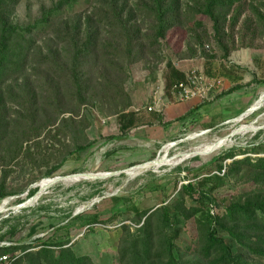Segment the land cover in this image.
I'll return each instance as SVG.
<instances>
[{
    "label": "trees",
    "instance_id": "16d2710c",
    "mask_svg": "<svg viewBox=\"0 0 264 264\" xmlns=\"http://www.w3.org/2000/svg\"><path fill=\"white\" fill-rule=\"evenodd\" d=\"M20 1L0 0V162L7 168L25 144L43 134L71 139L73 148L66 154L62 151L56 156L50 151L58 162L45 177H53L68 154L77 157L89 145L82 143L87 140L86 126L80 120L84 117L79 114L83 105L107 106L106 113L117 116L122 133L138 124L135 112L129 109L132 101L124 87L126 68L146 58L149 48L159 47L171 29L191 28L205 55L209 51L204 42L211 39L223 58L240 48L255 47L257 40L264 47V0H133L132 6V0H56L26 26H19L12 19ZM203 17L211 21L212 33ZM147 19L150 25L144 33L145 44L141 22ZM102 26L108 28L106 36H102ZM47 36L46 40L55 45L49 43L42 50L37 43ZM115 57L124 58L120 66ZM33 60L46 69L41 74L42 84L49 94L47 103L57 114L42 122L37 94L30 91L26 77ZM166 68L168 90L186 73L169 60ZM234 69L235 66L226 69L223 74L235 81L233 88L240 89L242 75ZM206 73L213 76L209 69ZM7 104L15 107V117L8 114ZM65 113L69 115L62 116ZM261 154L262 142L240 149L232 147L197 169L194 179L180 186V196L155 209H141L125 197H113L116 204L126 205L120 213L129 214L125 220L130 221L119 225L120 264H249L247 256L264 259V197L254 194L245 199L219 201L212 194L224 186L227 176L243 169L251 170L264 185ZM225 159L231 161L228 167L223 165ZM213 169L217 172L211 173ZM9 172L5 170L2 175L0 200L15 194L6 187ZM37 191L38 187L31 188L28 196ZM191 218H195L199 230L195 244L181 240L184 222ZM98 223L105 221L95 214L88 225ZM59 230H69V226L63 225ZM17 234L15 225L0 233V264L4 257L12 264L21 260L30 264H94L89 255L74 251L68 234L35 237L25 244L17 239Z\"/></svg>",
    "mask_w": 264,
    "mask_h": 264
},
{
    "label": "rangeland",
    "instance_id": "374dc122",
    "mask_svg": "<svg viewBox=\"0 0 264 264\" xmlns=\"http://www.w3.org/2000/svg\"><path fill=\"white\" fill-rule=\"evenodd\" d=\"M54 1L21 0L12 17L13 22L19 26L33 24L42 10L51 7ZM132 5L133 0L129 3V6ZM202 21L212 33L211 21L205 17ZM141 23L144 34L150 23L148 19ZM107 30L105 26L101 27L102 36L107 35ZM196 36L197 33L188 27L171 29L160 40L159 47L149 48L146 58L126 68L124 87L132 101L129 109L142 108L149 103L153 88L160 87L166 93V62L169 60L186 74L197 69L208 79L213 78L214 83L206 96L197 102L201 107H210L209 113L197 111L163 122L165 124L153 125L150 115L136 112L138 124L122 133L117 116L106 113L107 106L83 105L79 108V114L84 117L80 120L83 119L86 126L84 133L87 140L82 143L89 145L77 157L68 154L53 177L81 172L115 174L102 179L67 182L72 176L54 182L52 177H45V173L58 162L51 157L50 151L56 152V156L62 151L66 154L73 148V142L64 136L55 139L43 134L34 139L36 141L25 144L20 155L7 168L0 162V183L5 170H10L6 187L9 191H15V194L0 200V233L15 225L18 228L17 239L24 244L35 237L56 238L68 234L74 242V251L89 255L94 264H120L119 225L130 221L125 220L129 214L120 213L125 211L126 205L123 202L116 204L113 197H125L128 203H137L141 209H155L174 196H180V186L194 179L193 173L213 158L222 156L232 147L240 149L252 143H264L263 42L257 40L255 47L240 48L223 58L213 39L204 42L209 51L205 55ZM48 37L41 38L37 43L42 50L49 43L55 45L46 40ZM144 37L145 34L143 40ZM144 42L147 44L146 40ZM192 52H196V55L192 56ZM116 59L114 61L118 66L124 61V58ZM38 65L37 60L30 61L26 77L30 91L37 94L42 122L57 114L53 107H49L46 100L49 94L42 84L41 74L46 69ZM233 66L242 75L240 89L233 88L234 84L223 74L224 70ZM208 69L213 76L207 75ZM7 112L12 117L16 116V109L11 104H7ZM68 115L65 113L62 116ZM208 122L212 126L207 128L205 124ZM141 124L146 126H139ZM13 126H16L15 123ZM236 129L239 131L232 134ZM215 141L224 143L217 144ZM28 147L30 151L26 152ZM148 163L152 164L148 171L137 172L140 166ZM230 163L228 159L223 161L226 167ZM211 171L217 172L214 169ZM226 178L224 186L212 192L217 200L234 201L254 194L264 197V185L255 179L251 170L243 169L237 175ZM35 187L40 190L28 196L29 190ZM19 198L22 202L29 200L30 205L17 209L16 206L22 203L16 202ZM95 214L105 224L88 225ZM63 225L69 226V230L60 231ZM184 225L181 240L195 244L199 236L195 218L185 221ZM246 258L249 264H264V259L254 256ZM2 264L12 262L4 259ZM18 264L30 263L21 260Z\"/></svg>",
    "mask_w": 264,
    "mask_h": 264
},
{
    "label": "built area",
    "instance_id": "2783aa9c",
    "mask_svg": "<svg viewBox=\"0 0 264 264\" xmlns=\"http://www.w3.org/2000/svg\"><path fill=\"white\" fill-rule=\"evenodd\" d=\"M213 83L212 77L208 79L202 72L192 69L185 75L184 79L174 82L166 93L160 87L153 88L149 103L142 108H134L133 111L162 112L168 102L203 99Z\"/></svg>",
    "mask_w": 264,
    "mask_h": 264
},
{
    "label": "crops",
    "instance_id": "0c3cea01",
    "mask_svg": "<svg viewBox=\"0 0 264 264\" xmlns=\"http://www.w3.org/2000/svg\"><path fill=\"white\" fill-rule=\"evenodd\" d=\"M230 81L233 84H235V81L233 80ZM197 102L198 99H190L180 102H170L165 108H163L162 112H157V111L147 112L145 110H141L140 112H143L147 116L150 115L151 116L150 121L153 125H155L157 123L158 124L163 123L168 120H176L183 115L192 114L193 112L199 111V112L207 113L210 110V107H206L205 105L201 107L200 105H197ZM139 126L142 127L146 125L141 124Z\"/></svg>",
    "mask_w": 264,
    "mask_h": 264
},
{
    "label": "water",
    "instance_id": "95a60500",
    "mask_svg": "<svg viewBox=\"0 0 264 264\" xmlns=\"http://www.w3.org/2000/svg\"><path fill=\"white\" fill-rule=\"evenodd\" d=\"M239 130H234L233 132H232V134H235V133H237ZM197 155V154H196ZM158 158V157H157ZM156 158V159H157ZM115 173H105V175H92L91 173H89V172H81V173H75V174H70V175H66V176H55V177H52V180L54 181V182H58L59 180H62V179H64V178H68V177H72V176H76L77 177V179H79V178H84V179H102V178H106V177H109V176H111V175H114ZM40 190V188L38 189V191ZM37 191V192H38ZM32 198V197H31ZM28 205H30V201L29 200H27V201H24V202H22V203H20V204H18L17 206H16V208L17 209H19V208H24V207H27Z\"/></svg>",
    "mask_w": 264,
    "mask_h": 264
},
{
    "label": "bare ground",
    "instance_id": "6f19581e",
    "mask_svg": "<svg viewBox=\"0 0 264 264\" xmlns=\"http://www.w3.org/2000/svg\"><path fill=\"white\" fill-rule=\"evenodd\" d=\"M226 140V139H225ZM216 143H217V141H215ZM229 142V141H228ZM224 143V141H219L217 144H223ZM213 147V146H212ZM151 166H152V164H150V163H148V164H146V165H143V166H140V168H139V170L137 171L138 173H141V172H143V171H145V170H147L148 171V169L149 168H151ZM146 172V171H145ZM82 179H84V178H82ZM79 180H81V178H79V179H77V177L76 176H74L73 178H71V179H67V182H70V181H79ZM66 182V181H65Z\"/></svg>",
    "mask_w": 264,
    "mask_h": 264
}]
</instances>
